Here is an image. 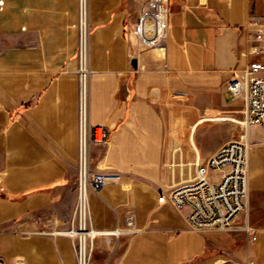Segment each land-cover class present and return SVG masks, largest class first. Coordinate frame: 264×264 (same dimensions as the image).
I'll return each mask as SVG.
<instances>
[{"label": "crops", "instance_id": "0c3cea01", "mask_svg": "<svg viewBox=\"0 0 264 264\" xmlns=\"http://www.w3.org/2000/svg\"><path fill=\"white\" fill-rule=\"evenodd\" d=\"M145 2L90 0V123L109 131L92 161L96 172L120 176L90 196L93 264H264V126L231 135L227 123H242L244 102L226 88L264 64L254 53L264 50V36L256 39L264 0H170L164 47L137 57L130 24ZM77 17L78 0H0L7 264H76L65 232L77 200ZM217 126L229 134L217 138ZM241 138L250 145L249 198L232 231H194L188 209L159 204L161 192L192 181L198 164ZM114 230L123 233H106Z\"/></svg>", "mask_w": 264, "mask_h": 264}, {"label": "built area", "instance_id": "2783aa9c", "mask_svg": "<svg viewBox=\"0 0 264 264\" xmlns=\"http://www.w3.org/2000/svg\"><path fill=\"white\" fill-rule=\"evenodd\" d=\"M170 0H146L130 24L137 57L164 47L169 35ZM132 18V14H129ZM257 24V23H255ZM74 28L78 34V174L77 200L70 229L65 232L73 240L76 264H90L99 232L93 228L90 196L101 187L116 182L120 176L95 171L92 147L105 145L109 131L90 123V0H78V17ZM262 28L256 36L261 41ZM255 54L264 53L255 49ZM264 64L251 63L226 88L233 97H242L244 120L241 124L264 126ZM249 150L242 139L223 144L210 158L196 167L192 181L172 186L159 194L158 202L176 210L188 209L187 222L192 230L232 231L247 208L249 198ZM218 174V179L214 175ZM128 232L134 229V216L127 219ZM252 240L256 231L247 228ZM123 233V231L121 232ZM0 264H7L0 257ZM250 264H255L251 262Z\"/></svg>", "mask_w": 264, "mask_h": 264}, {"label": "rangeland", "instance_id": "374dc122", "mask_svg": "<svg viewBox=\"0 0 264 264\" xmlns=\"http://www.w3.org/2000/svg\"><path fill=\"white\" fill-rule=\"evenodd\" d=\"M244 120V119H243ZM243 122V121H242ZM228 125H229V127H231V132H230V134L231 135H234V133H235V131L236 130H239L240 132H242V134L241 135H244L245 134V131H246V128L244 127V125L243 124H237V123H235V122H233V121H229L228 123H227ZM217 131H216V133H215V135H216V137L217 138H219L220 136H225V135H227V134H229V133H227V132H224V131H222L221 129L219 130V126H217L216 128H215ZM210 139V138H209ZM242 139V138H241ZM240 140V139H239ZM188 182V181H187ZM183 183H185V181L184 182H182L181 184H183ZM176 186V185H175ZM110 232H117V233H119V234H121V230L120 231H118V230H114V231H110ZM93 260H94V253H93V255H92V259H91V263L90 264H93Z\"/></svg>", "mask_w": 264, "mask_h": 264}, {"label": "water", "instance_id": "95a60500", "mask_svg": "<svg viewBox=\"0 0 264 264\" xmlns=\"http://www.w3.org/2000/svg\"><path fill=\"white\" fill-rule=\"evenodd\" d=\"M137 62H138L137 59H133L132 62H131L132 66L134 68H137Z\"/></svg>", "mask_w": 264, "mask_h": 264}, {"label": "bare ground", "instance_id": "6f19581e", "mask_svg": "<svg viewBox=\"0 0 264 264\" xmlns=\"http://www.w3.org/2000/svg\"><path fill=\"white\" fill-rule=\"evenodd\" d=\"M107 234H109V235H118L119 233H117V232H106ZM104 235H106V234H104Z\"/></svg>", "mask_w": 264, "mask_h": 264}]
</instances>
